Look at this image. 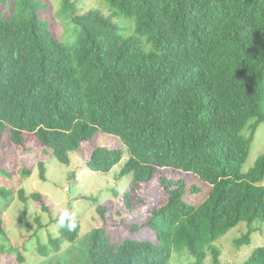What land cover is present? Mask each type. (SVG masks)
Returning <instances> with one entry per match:
<instances>
[{
  "label": "trees",
  "instance_id": "trees-1",
  "mask_svg": "<svg viewBox=\"0 0 264 264\" xmlns=\"http://www.w3.org/2000/svg\"><path fill=\"white\" fill-rule=\"evenodd\" d=\"M99 2L106 6L93 8ZM85 7V0H63L62 15L73 25L68 40L42 18L43 0H15L0 19V144L9 134L22 156L52 152L70 166L84 143L114 136L119 147L92 148L87 165L108 174L127 156L121 176L133 175L138 208L143 188H177L179 171L210 190L199 204L171 196L144 212L132 232L153 225L158 243L112 241L109 207L94 202L102 225L84 237L81 259L76 247L66 254L71 260L62 253L77 246L82 230L72 203L55 214L41 194L17 189V171L1 163L0 213L15 196L40 213L34 233L20 246L0 245V257L13 254L24 264L34 238L44 264H172L174 253L205 264V247L241 222L248 232L235 244L250 245L264 228V154L242 171L264 126V0H94ZM38 170L45 181L44 160ZM20 171L31 175L25 163ZM125 203L131 207L128 195ZM245 264H264V246Z\"/></svg>",
  "mask_w": 264,
  "mask_h": 264
},
{
  "label": "rangeland",
  "instance_id": "rangeland-1",
  "mask_svg": "<svg viewBox=\"0 0 264 264\" xmlns=\"http://www.w3.org/2000/svg\"><path fill=\"white\" fill-rule=\"evenodd\" d=\"M63 0H43L44 8L41 10L42 18L47 21L56 36L63 37L68 40L72 35L73 25L69 20L62 15ZM86 7L83 12H87L94 5V0H85ZM106 6V5H105ZM103 2L96 3L93 7H105ZM15 7V0H0V19L4 15L10 14ZM119 23H126V19L119 18ZM117 139L114 136L107 134H98L92 141H87L82 147L71 155L70 166L61 164L53 155L49 153L43 157L37 154H28L22 156L18 152L21 149L14 148L9 134L4 136L0 144V164L3 163L8 171H17L14 184L17 189H25L27 194L39 193L44 198L46 203L55 210V214L64 209L69 203H72L75 210V217L81 222V235L77 240L76 245H67L65 251L62 253L63 258L72 259L69 254L72 248L76 247L74 256L81 259L84 254V237L89 235L91 229L100 225L101 218L97 214L96 204L99 202L103 206L109 207V212L106 216L109 218L106 224L109 226L108 232L110 239L114 242H119L125 237H133L138 240H145L158 243L156 236V228L153 225H147L144 229L132 232V228L141 223L146 218L148 211L160 207L164 204V200L171 196H179L183 200L199 204L210 190V185L202 181L197 176H186L180 171L175 175L176 180H180L181 184L177 188L164 187L157 189L155 186L151 188L142 189L141 196L144 197V206H136L139 202L138 189L134 186V179L132 174L121 176V170L127 161V156L116 165L110 173H98L91 170L87 165L89 154L92 148L107 146L119 147L113 142ZM33 144V143H32ZM39 148V147H37ZM40 149V148H39ZM41 150V149H40ZM264 154V126H261L253 143L250 156L242 167V171L246 172L251 169L258 157ZM44 160L47 166L46 180L40 179L38 163ZM28 165L31 171L29 177L20 176L22 162ZM2 165V164H1ZM165 173V172H164ZM159 172L158 174H164ZM73 174V175H72ZM73 176V178H71ZM134 187V188H133ZM195 187L196 190H193ZM68 189V191H67ZM115 189L119 196L113 194ZM149 193V195H147ZM125 195H128L131 200V207L128 208L125 203ZM147 195V196H146ZM136 206V207H135ZM134 207L138 208L137 212ZM40 208L36 203H28L27 205L21 202L17 196L12 201L8 202L1 208L0 218L6 224V235L0 238V245L5 250L9 247L20 246L22 236L28 237L34 233L36 225L34 224V217L40 213ZM141 210V212H138ZM44 217V216H43ZM45 222L49 218L45 215ZM26 223H28L26 225ZM97 223V224H96ZM31 226V227H30ZM261 224L255 222L254 227H259ZM46 233L49 229L44 230ZM248 232V224L241 222L237 227L231 229L217 241L206 246V260L205 264H214L215 255L213 248L220 251L217 258V263L220 264H245L250 259L254 248L264 246V228L256 231L251 237V244L243 247H237L235 242ZM43 242L47 240V235L42 232ZM133 233V234H132ZM34 239V238H33ZM29 247V252L25 254L27 262L24 264H44L46 259L41 258L36 253V241L33 240ZM70 251V252H69ZM62 258V259H63ZM63 259V260H65ZM66 261V260H65ZM194 258L185 254L174 253L172 255V264H194ZM0 264H21L12 255H2L0 257ZM56 264V263H53Z\"/></svg>",
  "mask_w": 264,
  "mask_h": 264
},
{
  "label": "clouds",
  "instance_id": "clouds-1",
  "mask_svg": "<svg viewBox=\"0 0 264 264\" xmlns=\"http://www.w3.org/2000/svg\"><path fill=\"white\" fill-rule=\"evenodd\" d=\"M67 191H68V189H67Z\"/></svg>",
  "mask_w": 264,
  "mask_h": 264
}]
</instances>
